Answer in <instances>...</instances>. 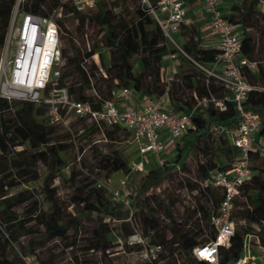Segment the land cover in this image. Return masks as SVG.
Returning <instances> with one entry per match:
<instances>
[{
	"label": "trees",
	"instance_id": "1",
	"mask_svg": "<svg viewBox=\"0 0 264 264\" xmlns=\"http://www.w3.org/2000/svg\"><path fill=\"white\" fill-rule=\"evenodd\" d=\"M50 1L51 8L59 9L58 22L63 29V65L59 82L61 86L68 87L74 100L100 107L102 102L111 100L102 97L100 87L103 83L108 84L109 95L124 88L149 99L170 94L166 109L176 113L194 110L193 124L177 143L176 154L168 158L167 164L147 170L137 193L130 192L132 212L112 200L108 188L96 186L95 181L90 180L76 187L73 199L79 200L82 206L68 217L52 184L55 170L66 164L63 153L71 145L69 133L59 134L61 123L51 122L46 105L0 98V264H25L30 256L36 258L38 264H61L66 259L69 260L65 264H100L93 259L84 260L81 252L99 253L102 264H114L110 253L116 243L124 241L129 250L136 247L142 250L140 244L133 245L136 242L130 241V237L137 234L132 223L135 214L158 237L151 240V245L170 251L171 259L167 264H187L183 260L185 257L188 264H201L194 256V249L215 238L211 216L213 208L222 199V191L217 188L203 190L200 182L214 171L229 170L239 155L231 137L240 119L236 104L228 102L225 111H220L213 103L195 108L197 99L209 97L210 93L224 96L221 83L209 78L199 67L211 65L219 50L201 47L197 30L193 27H182L181 32L186 38L183 52L172 49L153 16L142 9L141 0H98L94 8L84 12L77 11L68 1ZM111 1L113 5L118 2L125 7L135 4L134 15L128 19L122 13H116ZM262 1L240 0L232 6V13L226 15L241 33L242 57L258 62L257 72L247 69L242 72L255 87L243 107L261 116L259 137L264 136V11L259 10ZM36 2L33 0L26 4L27 9L39 10ZM14 3L15 0H0V59ZM87 25H92L99 35V40L91 45L89 38H85L87 33L81 31ZM64 38L66 46L63 48ZM100 47L108 50L110 65L104 64V69L95 62L86 66L85 62L94 58ZM170 51L179 52L191 70L181 69L168 82L164 57ZM87 90L93 93L87 95ZM92 123L100 130L105 128V139L110 142L117 141L120 131H126L117 125ZM191 153L202 154L203 162L198 164V176L188 184L190 189L184 188L188 193H194L199 202H195L196 228L183 233L178 228L179 224L174 223L171 209L167 208V218L171 223L166 224L156 214L149 198L140 194L151 187L159 189L165 178H173L175 174L186 175L185 163ZM255 160H260L263 165L257 171L253 167ZM45 163L49 164L51 171L41 183L40 165ZM129 164L127 156L116 149L104 155L101 167L107 171V177L103 180L119 172L128 174ZM251 167L253 177L242 186L235 199V234L228 247H221L222 264L238 260L247 243L251 249V244L256 243L264 250V155L258 150L251 153ZM75 175L73 171L71 178L74 179ZM150 184L152 186L149 187ZM41 196L47 199V208H44ZM200 196L205 201H200ZM90 218L93 221L91 237L80 245L77 236L84 222ZM70 230L74 231V240L68 246L70 250H63L61 254L54 252L49 244L66 239ZM23 237L28 239L25 241ZM42 248H45L44 255L38 251ZM160 256L164 257V254Z\"/></svg>",
	"mask_w": 264,
	"mask_h": 264
},
{
	"label": "built area",
	"instance_id": "2",
	"mask_svg": "<svg viewBox=\"0 0 264 264\" xmlns=\"http://www.w3.org/2000/svg\"><path fill=\"white\" fill-rule=\"evenodd\" d=\"M32 1L15 0L14 3L0 59V98L44 104L48 108L52 123H67L75 115L97 125H117L130 130L140 158L130 161V172L118 177L111 194L116 202L130 208L132 212L129 175L133 172H145L143 156L146 154H152L157 166L163 167L167 164L168 158L174 155L179 140L192 127L194 110L170 112L161 99L147 98L141 106L127 108L118 107L112 100L102 102L98 108L90 102L74 100L68 87L60 85V71L55 68L61 57L63 33L58 22L59 9H27L26 4ZM63 1H68L77 11L84 12L94 8L98 0ZM203 2L210 18L211 29L217 37L216 48L219 54L211 65L199 67L209 78L221 83L224 96L217 97L210 93L209 97L198 98L195 108L213 103L220 111H225L228 102H234L240 115L238 126L231 132L233 143L239 151L238 157L229 170L214 171L200 182L203 190L220 189L222 199L213 208L211 216V224L216 230L215 238L197 246L194 256L201 264H222L221 247H228L235 234V199L242 186L253 177L252 151L258 150L264 155V137L258 136L262 127L261 116L243 107L255 87L249 83L242 71H257L258 62L242 57L241 33L226 18L220 7V0ZM141 7L153 16L168 42L179 52H183L182 46H179L174 37L188 24L186 1L141 0ZM122 93L128 96L132 92L124 88ZM112 178L100 182L98 186L107 187L106 182H111ZM137 238L138 234H135L130 237V241L137 242ZM256 260L257 257L247 243L242 256L232 264H257Z\"/></svg>",
	"mask_w": 264,
	"mask_h": 264
},
{
	"label": "rangeland",
	"instance_id": "3",
	"mask_svg": "<svg viewBox=\"0 0 264 264\" xmlns=\"http://www.w3.org/2000/svg\"><path fill=\"white\" fill-rule=\"evenodd\" d=\"M240 1V0H237ZM111 6L115 8L116 13H122L128 19L131 18L136 10V6L133 3H130L129 6H124L116 2V5H113V1L110 2ZM43 5V7H42ZM36 6L43 11L50 10L53 6L50 0H37ZM54 8V7H53ZM259 10L264 11V1L260 2ZM232 13V12H231ZM76 25L74 23V30ZM82 32L87 33L85 35L89 38V44H94L99 40V35L92 25H87L84 27ZM78 36V35H76ZM178 42L179 39L177 36L174 37ZM66 46V39L63 40V48ZM171 47H174L173 45ZM14 49V48H13ZM13 53V52H12ZM11 53V54H12ZM97 60V62H96ZM92 62L98 64V66L104 69V64L106 66L110 65V55L107 49L100 47L98 53L94 58L89 59L85 62V65L88 66ZM63 65L62 56L60 60L57 61L55 68L61 71ZM138 66V64H136ZM184 70H191L189 64L184 63L181 67ZM176 75V74H175ZM173 75L172 77H174ZM168 82L169 79L166 75ZM102 97L106 99H111L115 101L117 98L121 100V90L116 89L111 95L108 92V84L101 85ZM90 90L86 91V94H92ZM170 98V94L168 96ZM98 99V98H97ZM98 104V102H96ZM103 129H98L90 120H83L81 118L71 116L67 123H61L59 128V134L64 135L67 132L69 133V149L63 153V157L66 160V164L59 170H55L56 177L54 178L52 186L56 188V196L60 198L61 205L64 207L65 215L69 217L70 214H74L77 207L82 206V203L74 201L75 190L78 185H82L87 181L94 180L96 186L107 177V171L101 167V159L104 155L109 154L113 150H118L127 158L129 161L134 159H139L140 154L136 148V145L133 142V133L126 129V131H120L117 134V141L110 142L105 139ZM264 137V136H263ZM170 150V149H169ZM168 150V151H169ZM176 151V150H175ZM176 153L174 152V155ZM173 155V156H174ZM145 161V172H133L129 175V190L134 194L137 193L138 188L142 184L147 170L157 167L156 159L152 157V154H146L143 156ZM203 162L202 154L191 153L188 156V159L185 163V173L186 175L175 174L173 178H165L163 182L158 187H151L147 191L140 194V196L148 197L152 207L155 208L156 214L162 219L165 220L166 224H170L171 221L167 218V208L171 209L173 212L174 223L179 224L178 228L183 232H189L190 230L194 231L196 228V215H195V202H199L196 199L194 193H188L184 187H188L189 182L192 178H196L199 174L198 164ZM260 160H255L253 162L254 169L259 170L262 167ZM40 171L42 178L40 182L42 183L43 179L47 174L50 173L51 167L49 164H41ZM75 171L76 175L74 179L71 178L72 172ZM123 175V172H119L112 175L111 182H106V188H108L109 197L113 200L111 190H113L117 185L118 177ZM180 175V176H179ZM105 182V181H104ZM152 184L149 185V187ZM190 189V187H188ZM20 188H16L19 190ZM44 208L48 207L47 199L44 196H41ZM200 201H205L203 197L200 196ZM173 222V221H172ZM132 223L134 230L138 234L137 242L135 244H140L142 250H138L137 247L129 250V247L126 246L125 242L116 243V247L111 249L110 257L114 264H167L171 259V254L169 250L160 249L151 245V240L158 239L150 227L142 221L138 214H135V217L132 218ZM93 226L92 219H88L84 222L80 234L77 236L78 243L80 245L85 244L91 237V229ZM27 240V238H22ZM74 240V231L70 230L69 235L64 240H56L49 244V247L54 250V252L61 254L63 250H70L68 247L69 244ZM129 246H133L128 244ZM253 255L257 257V264H264V250L259 248V245L254 243L251 244ZM44 249H39L41 255H44ZM161 253L164 254V257H161ZM81 256L84 260L93 259L95 262L101 263V258L99 253H88L85 254L81 252ZM68 258V257H66ZM69 259H66L61 264H65ZM188 264V259L185 257L183 259ZM25 264H38L36 258L30 256L26 258Z\"/></svg>",
	"mask_w": 264,
	"mask_h": 264
},
{
	"label": "crops",
	"instance_id": "4",
	"mask_svg": "<svg viewBox=\"0 0 264 264\" xmlns=\"http://www.w3.org/2000/svg\"><path fill=\"white\" fill-rule=\"evenodd\" d=\"M186 6L188 9V24L183 26V28L193 27L197 30L198 39L200 42V46L203 48H213L216 47L217 44V37L213 34V31L210 26V18L208 12L204 7L203 0H185ZM237 0H220V7L225 15L231 13L232 6L235 3H238ZM182 28V29H183ZM179 41L177 42L179 46H183L186 43V38L180 32L176 35ZM175 47H172V49ZM96 56V55H95ZM94 56V57H95ZM97 62V60H96ZM184 64L179 52L170 51L164 57V65H165V74L169 79L172 78L173 75L180 72L182 65ZM258 70V69H257ZM257 72V71H255ZM121 100L118 98L114 101L118 107L120 108H127L131 106H141L145 100L147 99L145 96L131 93L128 96H125L121 92ZM164 106L167 108L169 106V98L167 95H164L161 98ZM156 98V100H158Z\"/></svg>",
	"mask_w": 264,
	"mask_h": 264
}]
</instances>
